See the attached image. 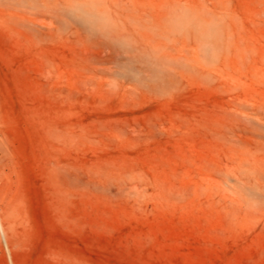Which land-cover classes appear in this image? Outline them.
Instances as JSON below:
<instances>
[{
  "label": "rangeland",
  "instance_id": "rangeland-1",
  "mask_svg": "<svg viewBox=\"0 0 264 264\" xmlns=\"http://www.w3.org/2000/svg\"><path fill=\"white\" fill-rule=\"evenodd\" d=\"M0 264H264V0H0Z\"/></svg>",
  "mask_w": 264,
  "mask_h": 264
}]
</instances>
